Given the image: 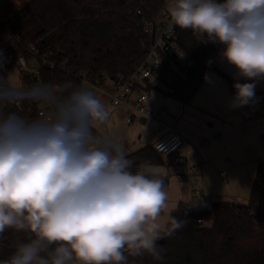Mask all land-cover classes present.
<instances>
[{"label":"clouds","instance_id":"clouds-1","mask_svg":"<svg viewBox=\"0 0 264 264\" xmlns=\"http://www.w3.org/2000/svg\"><path fill=\"white\" fill-rule=\"evenodd\" d=\"M171 24L221 53L250 80L264 78V0H173ZM6 57L0 50V69ZM0 71V234H28L0 264H128L129 257L164 259L158 241L185 226L159 222L168 196L162 176L133 172L112 132L107 104L93 91L63 84H13ZM234 104H248L254 83H236ZM51 109L28 118L11 105Z\"/></svg>","mask_w":264,"mask_h":264},{"label":"trees","instance_id":"trees-1","mask_svg":"<svg viewBox=\"0 0 264 264\" xmlns=\"http://www.w3.org/2000/svg\"><path fill=\"white\" fill-rule=\"evenodd\" d=\"M165 10V0H30L23 8L10 4L4 17H0V50L6 57L0 71L21 70L20 58L24 57L29 65L39 67L42 83L71 82L88 89L86 83L95 84L105 77L127 78L148 52L143 24L154 21ZM177 34L193 65L171 83L165 82L172 91H156L188 102L208 72L226 79L234 93V84L248 83L233 80L216 66L214 61L222 44L199 42L191 30L178 27ZM21 73L23 83H30V73L23 69ZM256 95L264 102V91ZM15 112L39 118L36 107ZM127 158L133 161V172L171 162L159 155L153 145ZM160 176L167 188L169 176ZM263 201L262 162L248 205L216 202L208 210L188 214L189 207L181 203L170 217L185 221V226L158 241L163 246L164 259L129 257L128 264H264V215L255 211ZM198 218L204 223L196 224ZM169 230L168 221L165 233ZM27 239V233L13 229L0 234V261L9 259L15 245Z\"/></svg>","mask_w":264,"mask_h":264},{"label":"crops","instance_id":"crops-1","mask_svg":"<svg viewBox=\"0 0 264 264\" xmlns=\"http://www.w3.org/2000/svg\"><path fill=\"white\" fill-rule=\"evenodd\" d=\"M167 8L166 4V10ZM223 50L224 45H221L214 61L216 66L237 82L254 83L255 94L264 91V78L253 81L238 76L237 69L222 57ZM112 91L113 88L108 86L99 97L106 103L108 94ZM234 96L226 79L216 72H208L190 101L180 102L172 98L182 105L179 106L183 111L180 119L164 114L148 98L149 107L163 116L161 123H145L131 108L107 105L110 124L94 130L97 134L114 133L122 143L126 155L154 145L169 130L178 132L184 138L189 163L195 170L189 180L182 182L175 174L160 171L158 168L162 166L144 170L145 174L169 176V185L165 188L167 208L159 219L164 232L169 217L181 203L189 207L188 214L208 210L216 202L243 205L250 203L254 179L260 164L264 163V102L256 95L255 101L236 106ZM243 112H247L250 117H244ZM130 117L132 123L127 124ZM138 128L148 130L143 136L136 134ZM222 173L225 175H221ZM194 185L201 186L200 195L193 193Z\"/></svg>","mask_w":264,"mask_h":264},{"label":"built area","instance_id":"built-area-1","mask_svg":"<svg viewBox=\"0 0 264 264\" xmlns=\"http://www.w3.org/2000/svg\"><path fill=\"white\" fill-rule=\"evenodd\" d=\"M143 32L145 42L148 45V52L142 63L127 78L119 77L113 80L110 77H105L103 81L97 80L95 84L86 83V86L98 96L104 94L105 86L113 88L112 93L108 94L107 105L112 107L126 106L133 109L143 122L159 124L163 121L162 115L149 107L147 89L151 86L155 90L161 88L165 91H172L167 83L174 81L176 75L182 74L184 69L193 65V62L181 47L177 27L171 24L167 10L154 21L145 22ZM32 50L35 49L32 48ZM29 66L27 60L21 57L20 67L27 69ZM29 73L30 83L26 82L24 85L42 83L38 66H34ZM256 97L255 94L251 102L255 101ZM34 107L38 109L39 117L51 111L43 104L26 101L6 107L4 112H24L26 108L31 110ZM242 115L246 118L250 117L247 112H243ZM131 123L132 117L127 119V124ZM153 146L164 159L171 160L169 166L173 169L178 180L183 182L190 179L195 170L189 163V152L185 140L178 132L169 130ZM221 175L224 176L225 173ZM201 190V186H193L195 195H200ZM257 207L258 210L255 209V211H260L264 215V201ZM195 222L198 225L204 223L203 219L200 218L196 219Z\"/></svg>","mask_w":264,"mask_h":264},{"label":"rangeland","instance_id":"rangeland-1","mask_svg":"<svg viewBox=\"0 0 264 264\" xmlns=\"http://www.w3.org/2000/svg\"><path fill=\"white\" fill-rule=\"evenodd\" d=\"M29 1L30 0H0V17H4L8 5L14 4L18 8H23L24 6L27 5V3ZM165 1H166V4H167V7L169 6V4L171 2H173V0H165ZM34 66H37V65L36 64L35 65H30L27 69H23V70L27 74V73L30 72V70ZM21 70L20 69H16V70H13V71H10V72L6 73V75L8 76V78L10 79V81L13 84L24 85L23 80H22ZM107 87L108 86H105V90H106ZM146 94H147V96H148V98L150 100V103L154 104L157 107H160L162 109V112L164 114L169 115V117L177 116L178 119H180L181 116L183 115L182 109H179V106H182L181 103H179L177 101H174L171 97L163 94L162 92L156 91L155 89L147 90ZM234 95H235V93H234ZM136 130H137L136 134L144 136V133H146L148 129L147 128H143V129L142 128H138ZM120 138H121V136H120ZM158 169H160V171H162V172L166 171L170 175H174L175 174V173H173L174 172L173 169L170 168L169 166H162V167H159Z\"/></svg>","mask_w":264,"mask_h":264}]
</instances>
